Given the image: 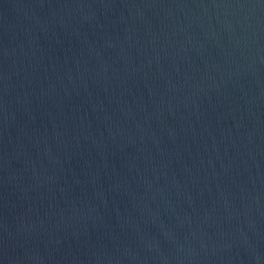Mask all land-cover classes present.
I'll list each match as a JSON object with an SVG mask.
<instances>
[{"label": "water", "instance_id": "95a60500", "mask_svg": "<svg viewBox=\"0 0 264 264\" xmlns=\"http://www.w3.org/2000/svg\"><path fill=\"white\" fill-rule=\"evenodd\" d=\"M0 264H264V0H0Z\"/></svg>", "mask_w": 264, "mask_h": 264}]
</instances>
